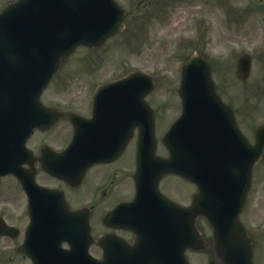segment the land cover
<instances>
[{"label": "rangeland", "instance_id": "374dc122", "mask_svg": "<svg viewBox=\"0 0 264 264\" xmlns=\"http://www.w3.org/2000/svg\"><path fill=\"white\" fill-rule=\"evenodd\" d=\"M7 1L0 0V6H3ZM118 1L126 5L130 13L125 31L111 39L101 51L80 49L74 53L61 66L50 88H48L45 94V100L48 103L83 106L86 98L103 79L117 78L119 75L125 74L127 70L143 68L152 71L156 69V75L159 79L166 75L168 78L156 89V94H153V97L155 95L156 98L154 97L152 100L156 102V106L160 108L162 115L168 120L176 111L174 102L177 97L171 92L176 90L178 86L179 66L182 57L188 52L179 58L174 57V52L178 47L174 41V31L162 28L163 23L159 25L157 18L164 11L166 12L164 21L169 19L172 21L177 16H186L187 20H192L202 12L204 17L211 20L207 48L209 56L216 62L214 77L220 86V93L227 97L239 94L240 101L237 104H242V107L247 111L245 113L247 115L246 120L243 119L244 122H247V118H253L256 115L258 106L261 104L258 94L264 91V62L256 64L248 82L243 83L236 77V61L242 52L252 51L253 46H257V50L264 49V12L254 13L244 18V21L239 24L241 26L240 31H233L225 24L220 26L219 23L222 24L223 16L217 10L212 9L211 4L207 2L208 0H203L202 3L200 1L194 3L193 0L191 5H186L188 2L185 1L163 0L161 4L155 5V10H152L153 8L150 6L151 0ZM233 1L240 5L246 0ZM231 15L234 19L236 16L234 8L231 10ZM215 16H217L219 23L217 21L215 23ZM144 33L149 35V39L146 37L147 40H144ZM159 125L161 127L160 120ZM60 129L63 130V126H60ZM56 141L59 140L56 139ZM130 160L131 155H128L125 161L129 162ZM257 172L256 192L251 197L246 218L251 224L264 226V162ZM16 191L13 181L0 182V207L4 211L9 212L11 204L15 209L21 207L22 199L16 197ZM15 211L6 213V217L13 223L16 221ZM252 216H256L255 219ZM198 226L202 232L204 231V234H208L209 229L205 224L198 221ZM206 240L211 242L209 237ZM261 244L264 248V240L261 241ZM0 250H2V242L0 243ZM189 256L192 264H208L209 258L215 259V252L212 248H207L206 251L189 254ZM21 259L15 254L7 255L2 252L0 264H17V260Z\"/></svg>", "mask_w": 264, "mask_h": 264}, {"label": "water", "instance_id": "95a60500", "mask_svg": "<svg viewBox=\"0 0 264 264\" xmlns=\"http://www.w3.org/2000/svg\"><path fill=\"white\" fill-rule=\"evenodd\" d=\"M17 3L0 16V51L3 52V59L6 61L5 64L0 63L3 65L0 68V75L3 78L2 80L0 78V92L14 91L34 97L32 99V102H35L32 105L34 108L40 105V93L60 62L77 46H97V43L101 44L124 27V14L112 0H17ZM140 78L132 75L125 80V84H132L136 80L138 82ZM181 95L183 104L189 111L220 106L210 68L201 57H193L185 64ZM187 114L191 141L198 148L205 138L206 122L201 116L195 118V124L192 126L193 114L191 112ZM33 127V123L24 120L19 131L28 133ZM260 133L262 135L263 131ZM148 134H152V131ZM263 141L264 138L254 150L242 144V153L248 150L249 157L255 158L264 148ZM241 160L245 162L243 158ZM150 161L157 165L155 168L157 177L174 170V163L170 160L152 155L140 158L142 163ZM222 193V190L214 185L210 189L208 200V194L201 189L199 206L209 201L224 205L226 195L220 197ZM223 229L224 226L215 227L218 246L225 262L232 264V257L241 251L236 252L235 247L240 242L235 238H227V231L223 232ZM242 244L250 250L249 240Z\"/></svg>", "mask_w": 264, "mask_h": 264}, {"label": "flooded vegetation", "instance_id": "af4514ba", "mask_svg": "<svg viewBox=\"0 0 264 264\" xmlns=\"http://www.w3.org/2000/svg\"><path fill=\"white\" fill-rule=\"evenodd\" d=\"M104 166V165H102ZM106 168H109L108 165H105ZM115 176L114 174H111L110 175V172L109 174H104V173H101L100 176H94L92 178V180L90 181V188L92 190V199L99 193V197H97L96 201L97 202H91L90 204V210L91 211H97V212H101V211H105V210H108V208L111 206V204L113 203V199H108V200H105L104 199L106 197L108 198H114L115 197V193H114V179ZM66 197L70 203H73L75 205L77 204H80L82 201H83V198L82 196H79L76 192H69L68 193V196L66 194ZM127 199H130V197H127ZM89 201V200H87ZM71 205V204H70ZM125 238L132 242L133 241V235L132 234H128L127 236H125Z\"/></svg>", "mask_w": 264, "mask_h": 264}]
</instances>
